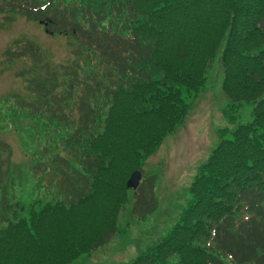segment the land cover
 I'll list each match as a JSON object with an SVG mask.
<instances>
[{"label": "trees", "instance_id": "16d2710c", "mask_svg": "<svg viewBox=\"0 0 264 264\" xmlns=\"http://www.w3.org/2000/svg\"><path fill=\"white\" fill-rule=\"evenodd\" d=\"M0 15L63 34L72 56L59 72L31 40L6 53L26 94L2 98L4 127L43 141L60 183L0 217V264H74L118 232L131 194L151 210L156 177L127 181L185 123L218 53L224 93L254 117L222 130L180 221L127 264H264V0H0ZM14 175L0 141L2 203Z\"/></svg>", "mask_w": 264, "mask_h": 264}, {"label": "rangeland", "instance_id": "374dc122", "mask_svg": "<svg viewBox=\"0 0 264 264\" xmlns=\"http://www.w3.org/2000/svg\"><path fill=\"white\" fill-rule=\"evenodd\" d=\"M1 16L0 102L6 94H26L23 80L16 76L17 71L25 66L24 61L8 60L6 57V53L16 51L12 48L16 41H33L45 53L50 66L59 72L60 66L70 63L72 57L63 34L51 35L36 21L16 17L11 22ZM220 56L221 53L215 56L207 72L205 87L193 98L186 122L169 134L157 152L143 162L145 178H157L153 208L144 210L139 204L140 194H131L130 201L120 212L118 232L90 256L83 255L74 264H127L167 236L191 203V183L200 172L201 164L221 141L222 130L229 132L224 138H232L231 130L253 119V102L234 103L224 93V71ZM26 134V137H21L14 131H8L2 124L0 114V140L7 142L12 150L15 172L14 179L9 182L8 196L3 203L0 201V217L4 218V223L5 218L13 214L10 204L16 201L25 204L32 202L37 193L34 190L35 173L44 174L42 167L46 157L33 156L32 151L36 146L40 148L46 144L33 141L29 133ZM38 161L41 162L39 167H34ZM49 180L51 187L59 178L52 174ZM176 260L174 256L172 261Z\"/></svg>", "mask_w": 264, "mask_h": 264}, {"label": "water", "instance_id": "95a60500", "mask_svg": "<svg viewBox=\"0 0 264 264\" xmlns=\"http://www.w3.org/2000/svg\"><path fill=\"white\" fill-rule=\"evenodd\" d=\"M142 179V173L140 170H136L132 173V175L130 176L129 180H128V187L130 188H138V186L140 185Z\"/></svg>", "mask_w": 264, "mask_h": 264}]
</instances>
